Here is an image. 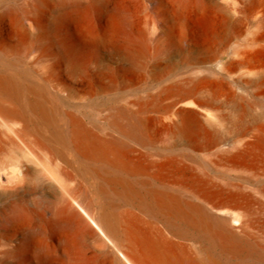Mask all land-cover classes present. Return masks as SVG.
<instances>
[{"label": "bare ground", "instance_id": "bare-ground-1", "mask_svg": "<svg viewBox=\"0 0 264 264\" xmlns=\"http://www.w3.org/2000/svg\"><path fill=\"white\" fill-rule=\"evenodd\" d=\"M195 2L203 59L171 79L121 0L0 8V157L40 172L12 167L8 221L38 264H264V0Z\"/></svg>", "mask_w": 264, "mask_h": 264}, {"label": "rangeland", "instance_id": "rangeland-1", "mask_svg": "<svg viewBox=\"0 0 264 264\" xmlns=\"http://www.w3.org/2000/svg\"><path fill=\"white\" fill-rule=\"evenodd\" d=\"M114 3L118 0H108ZM120 1V0H119ZM124 2L130 12V20L133 24V29L136 34H144L150 39L147 48V56L143 63L148 66L154 63L159 64V71L167 76V78H175L180 74L189 72L194 65L203 59V53L200 52L198 44L192 37L194 34V20L196 19L197 9L195 7V0H183L186 4L184 11L187 14V24H183V30L187 34V38L181 43L182 49L173 47L170 54H164L156 57L157 46L165 47L169 44V33L179 31L177 9L175 8L178 0H121ZM178 1V2H177ZM239 2L241 0H233ZM25 0H0V8L9 5H21ZM177 2V3H176ZM188 3V4H187ZM176 4V5H175ZM181 11H183L181 9ZM94 21L97 19L98 13L91 14ZM166 19H165V18ZM96 18V19H95ZM177 18V19H176ZM168 20V22H167ZM163 22L167 27V33L160 34L157 29V23ZM172 27V28H171ZM175 27V28H173ZM169 28V29H168ZM187 28V29H185ZM70 30V27L62 25L61 34H65ZM186 30V31H185ZM169 31V32H168ZM250 31L244 29L242 36L234 39V41L241 40L248 36ZM168 37V38H167ZM168 41V44H167ZM231 50H227L223 56V62L231 59ZM248 116L250 119L264 120V109L260 106L248 107ZM16 164L28 165L32 169V177L36 180L40 176L39 167L30 161V159L22 152H10L6 156L0 157V264H38L36 254L31 248L22 246V239L20 230L16 225L8 221L9 211L8 207L16 202H24L25 195L8 194L13 191L12 186L15 179L11 174L12 167ZM36 197V196H34Z\"/></svg>", "mask_w": 264, "mask_h": 264}]
</instances>
